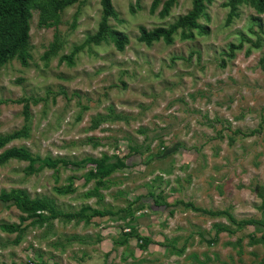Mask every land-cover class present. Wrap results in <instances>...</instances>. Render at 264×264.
Segmentation results:
<instances>
[{
    "label": "rangeland",
    "instance_id": "rangeland-1",
    "mask_svg": "<svg viewBox=\"0 0 264 264\" xmlns=\"http://www.w3.org/2000/svg\"><path fill=\"white\" fill-rule=\"evenodd\" d=\"M153 1L113 0L121 23L111 24L129 35L130 44L124 52L112 42L91 45L75 54L73 66L62 58L97 32L101 0H80L52 28L41 27L34 12L32 58L27 66L14 59L0 73V136L25 125L30 136L0 153L25 146L38 159L31 171L26 161L2 165L0 194L24 190L52 200L63 213L86 206L118 211L135 202V208L145 207L134 220L120 214L90 223L60 217L10 233L3 226H18L22 214L0 201V264H264L263 223L238 230L229 219L264 220V15L263 28L253 25L254 10L243 6L227 25L230 8L223 4L229 0H214L210 19H201L208 35L195 31L194 39L177 35L172 45L149 47L138 40L141 26H169L192 8V0H178L162 17L167 0L155 13ZM259 37L261 46L253 48ZM243 40L244 48L228 60V46ZM21 98L38 102L29 120ZM118 114L131 116L86 132L99 115ZM134 145L143 155H129ZM104 154L129 155L130 167L115 173L109 186L85 183L92 163L47 166L57 158L82 162ZM71 177L74 193L65 191ZM179 202L224 215H205ZM129 223L151 239L148 247L135 238L120 244Z\"/></svg>",
    "mask_w": 264,
    "mask_h": 264
},
{
    "label": "trees",
    "instance_id": "trees-1",
    "mask_svg": "<svg viewBox=\"0 0 264 264\" xmlns=\"http://www.w3.org/2000/svg\"><path fill=\"white\" fill-rule=\"evenodd\" d=\"M80 0H0V73L5 65L19 59L24 66L28 65L29 60L32 58L30 53V42H31V20L35 11L39 12V25L43 28L56 27L61 22V15L67 9L70 8ZM178 0H167L163 4L162 11L160 12L162 17L170 15L173 6ZM214 0H192V8L190 11L180 16L174 23L169 26H160L153 30H148L146 27L141 26L139 28L140 36L138 40L149 47L155 43L164 42L168 45H172L175 42L176 36L179 35L183 40L194 39L195 31L200 35H208L209 28L207 24L201 23V19H210L208 14V8L213 4ZM162 0H154L151 6L152 13H155ZM137 5H140V0H137ZM102 16L98 26V30L95 34H90L85 42L79 46H76L73 54L69 56H63L62 60H67L70 66L74 65V56L79 51L90 47L91 45L99 46L102 43L112 42L119 52H124L126 47L130 44V37L124 31L117 29L112 26L111 20L121 23L119 14L116 10L113 0H101ZM224 7L230 8V12L227 16V25L232 23L235 18L240 16V8L243 6L250 7L254 10L255 15H252L251 21L263 28L262 18L264 15V0H229L223 4ZM134 12V8L132 7ZM76 21V18H75ZM75 26V23H74ZM264 33V31H263ZM256 35V34H255ZM246 41H241L239 44H231L228 46V50L224 52V55L230 60L236 58L238 50H242L245 46ZM261 46V37L252 45L253 48ZM54 47V46H53ZM251 52V48L248 49ZM196 53H199L197 51ZM50 53L45 54V57H49ZM180 59V58H179ZM228 59V60H229ZM227 64V60L223 59V66ZM34 101V102H33ZM18 103H24V115L29 120L31 117V106L32 104H38L34 98L27 99L21 98ZM86 109V108H84ZM131 115L118 114L114 117L99 115L92 120L91 127L86 129V132L96 131L104 123L114 122L116 118L118 121H127ZM78 120H81V116H78ZM140 133H145L144 129L139 130ZM257 132V131H255ZM30 136V128L25 125L23 129L14 131L13 133L0 136V151L4 149L8 144L20 139H26ZM94 138H89L88 141H93ZM129 155H143L144 151L138 145L129 146ZM128 155V156H129ZM128 156H114L110 157L108 154H104L101 158L87 157L82 162H71L67 158H57L55 161H48V167H56L59 163L64 165L75 164L77 166L84 167L88 163H92L90 173L85 178V183L97 180L98 185H107L111 181V177L123 170L130 167L125 159ZM19 160L30 162L31 166L29 170H33L32 164L38 159L31 151L25 147H12L6 149L0 153V167L10 160ZM74 178H70V185L65 189L68 193H74L76 188L73 187ZM84 183V184H85ZM92 195L97 196V193ZM88 197V196H87ZM149 197L158 205L157 198L154 193H150ZM140 199H137V201ZM0 201L9 203L16 206L21 212V224L18 226L4 225L3 229L10 233H16L25 231L32 225L43 226L46 223L59 219L60 217L66 218L70 221L78 219L87 223L92 222L96 217L104 218L109 215H119L120 218H131L134 220L136 212H140L144 209V205L136 207V203L126 206L123 209L115 211L113 208H102L92 209L90 206L83 207L80 211L75 213H63L58 209L55 203L48 198H31L30 195L20 189L12 190L11 192L2 191L0 194ZM183 204V202H179ZM185 205V204H183ZM185 207H190L194 211H201L205 215L219 216L224 215L223 212H211L208 210H199L191 204H186ZM140 209V210H139ZM92 211V214H88V211ZM139 210V211H138ZM264 216V204L261 207ZM46 213V214H45ZM229 219L233 225L238 227V230H243L248 225L257 226L263 222L251 219V220H237L231 215ZM27 223V225H25ZM25 225V226H23ZM128 232H124V238L120 241V244L126 245L128 241L135 238L139 242V246L145 249L152 242L150 238L141 236L138 232H134L131 227L134 228L132 223L128 224ZM222 229V228H221ZM264 239V236H263ZM35 264H44L43 262H36Z\"/></svg>",
    "mask_w": 264,
    "mask_h": 264
}]
</instances>
